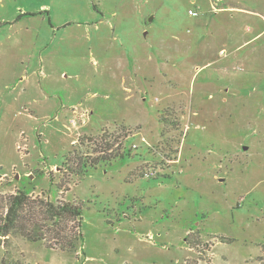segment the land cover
<instances>
[{
    "label": "rangeland",
    "instance_id": "obj_1",
    "mask_svg": "<svg viewBox=\"0 0 264 264\" xmlns=\"http://www.w3.org/2000/svg\"><path fill=\"white\" fill-rule=\"evenodd\" d=\"M25 188L82 203L84 253L12 234L0 264H264V0H0V194Z\"/></svg>",
    "mask_w": 264,
    "mask_h": 264
},
{
    "label": "trees",
    "instance_id": "obj_2",
    "mask_svg": "<svg viewBox=\"0 0 264 264\" xmlns=\"http://www.w3.org/2000/svg\"><path fill=\"white\" fill-rule=\"evenodd\" d=\"M106 143V149H96L100 155L91 160L89 157L79 156L76 150L69 152L64 164L68 166L71 175L81 177L88 172L89 167H95L100 159L111 162L118 155L124 157L127 153L122 151L124 143L122 147ZM70 162L74 163L73 166ZM64 183H69L68 178H62L58 186L60 190L65 187ZM82 208V203L78 200L57 198L56 201H50L49 198H33L27 188L16 190L12 194H0V245L1 241L5 242L15 234L32 242L44 241L53 250L80 255L81 252L84 253Z\"/></svg>",
    "mask_w": 264,
    "mask_h": 264
},
{
    "label": "crops",
    "instance_id": "obj_3",
    "mask_svg": "<svg viewBox=\"0 0 264 264\" xmlns=\"http://www.w3.org/2000/svg\"><path fill=\"white\" fill-rule=\"evenodd\" d=\"M89 113V111L85 108V110L81 113V114H84V113ZM92 113V112H91ZM74 116L72 117V121L74 120L73 118L75 117V116H77L76 115V111H74ZM29 175L31 176V177H33V174H32V171L29 173ZM17 179H18V177H17Z\"/></svg>",
    "mask_w": 264,
    "mask_h": 264
},
{
    "label": "water",
    "instance_id": "obj_4",
    "mask_svg": "<svg viewBox=\"0 0 264 264\" xmlns=\"http://www.w3.org/2000/svg\"><path fill=\"white\" fill-rule=\"evenodd\" d=\"M153 20V16L150 17L149 21H152Z\"/></svg>",
    "mask_w": 264,
    "mask_h": 264
},
{
    "label": "built area",
    "instance_id": "obj_5",
    "mask_svg": "<svg viewBox=\"0 0 264 264\" xmlns=\"http://www.w3.org/2000/svg\"><path fill=\"white\" fill-rule=\"evenodd\" d=\"M190 14H195L193 11L190 10Z\"/></svg>",
    "mask_w": 264,
    "mask_h": 264
},
{
    "label": "flooded vegetation",
    "instance_id": "obj_6",
    "mask_svg": "<svg viewBox=\"0 0 264 264\" xmlns=\"http://www.w3.org/2000/svg\"><path fill=\"white\" fill-rule=\"evenodd\" d=\"M148 22V21H147Z\"/></svg>",
    "mask_w": 264,
    "mask_h": 264
}]
</instances>
